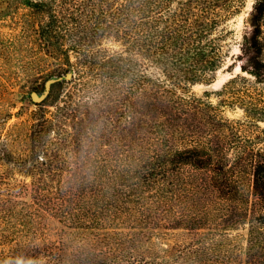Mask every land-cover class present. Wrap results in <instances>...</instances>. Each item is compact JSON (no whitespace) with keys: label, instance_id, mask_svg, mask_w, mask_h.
<instances>
[{"label":"trees","instance_id":"1","mask_svg":"<svg viewBox=\"0 0 264 264\" xmlns=\"http://www.w3.org/2000/svg\"><path fill=\"white\" fill-rule=\"evenodd\" d=\"M245 3L29 2L41 21L23 43L42 76L33 91L59 80L34 103L28 148L7 153L31 180L0 194V264H220L227 253L215 239L231 217L219 203L252 197L264 213V152L245 151L241 122L219 109L238 106L256 123L264 121V101L236 96L238 76L217 91L228 89L230 99L216 105L204 99L210 92L197 96L190 88L211 83L224 65L227 23ZM260 3L242 43L254 57L253 70H242L256 77L264 66ZM112 113L118 140L105 130ZM105 132L110 149L118 143L112 154L101 150ZM101 152L113 165L102 164ZM21 193L29 201L18 206Z\"/></svg>","mask_w":264,"mask_h":264},{"label":"rangeland","instance_id":"2","mask_svg":"<svg viewBox=\"0 0 264 264\" xmlns=\"http://www.w3.org/2000/svg\"><path fill=\"white\" fill-rule=\"evenodd\" d=\"M34 0H0V194H5L16 186L28 185L31 178L19 171V168L8 160L7 153H21L28 148V142H25L28 128L31 124L33 113L37 110L34 102L30 98L33 89L42 85V76L34 75L37 65H33V59L27 56L24 50V42L29 37L37 36L41 21L37 19L29 8V2ZM256 0H246L243 10L230 19L227 23L229 34L225 38V49L227 56L224 65L216 72L213 81L209 84H195L191 86V92L197 96H202L204 92H210L204 99L216 105L221 99H230L228 89L218 95L217 91L222 88L221 85L212 88L219 78L218 74L225 70L233 71L238 67L234 77L239 79L232 84L233 92L246 102L264 101V66L261 68L259 76H254L248 71H252L254 62L253 55L242 51L243 35L251 36L252 26L249 23L251 10ZM260 7H264V0H260ZM259 42L262 50L260 62L264 63V14L259 18ZM106 48L117 50V46L111 43H105ZM245 67L248 71H243ZM230 78V79H232ZM71 79V77L69 78ZM66 79V80H69ZM228 79L227 81H229ZM226 81V82H227ZM225 82V83H226ZM223 83V84H225ZM45 85V84H44ZM218 88V89H215ZM40 95V92H36ZM52 110V108H48ZM222 114L228 119L241 122L245 151L254 153L264 152V121L252 122L246 119L244 112L240 107L223 106L220 108ZM113 118L112 125L105 120V130L114 131L113 137L117 138L119 134L118 114L110 116ZM112 126H114L112 128ZM13 139H16L13 141ZM109 134L104 133L102 138V151H116L118 143L110 149ZM241 147V144H240ZM105 158L104 165H113V160ZM235 151H229V159L232 161ZM116 155V153H115ZM115 158V157H113ZM239 182L248 189L249 177L247 174H238ZM18 206L22 201H29V198L21 193V196L15 198ZM224 213L230 218L222 222L220 228L221 236L215 239V242L221 244L225 250L224 258H220V264H264V213L261 212L255 200L249 197L247 202L240 203L237 200L220 202ZM214 205V203H213ZM243 207L240 216L237 209ZM246 211L248 212L245 216ZM224 232V235H223ZM163 243L171 245V241L160 240Z\"/></svg>","mask_w":264,"mask_h":264},{"label":"water","instance_id":"3","mask_svg":"<svg viewBox=\"0 0 264 264\" xmlns=\"http://www.w3.org/2000/svg\"><path fill=\"white\" fill-rule=\"evenodd\" d=\"M234 74H235V70H233V71H228V70H225V71H223V72H220L219 74H218V76H225V81L223 82V83H225L228 79H230V78H232L233 76H234ZM71 77V74L70 73H68V74H66V76H65V79H69ZM59 79H56V78H51V79H48L46 82H45V85H44V89H43V91H42V93L40 94V95H38L36 92H31V94H30V98H31V100L34 102V103H39V102H41V101H43L46 97H47V95H48V93H49V90H50V86H51V84H53V83H55V82H57ZM223 83L221 84V86L223 85ZM212 88H214L213 87V85H210ZM220 86V87H221ZM220 87H218V88H220ZM218 88H215V89H218Z\"/></svg>","mask_w":264,"mask_h":264},{"label":"bare ground","instance_id":"4","mask_svg":"<svg viewBox=\"0 0 264 264\" xmlns=\"http://www.w3.org/2000/svg\"><path fill=\"white\" fill-rule=\"evenodd\" d=\"M238 70V67L235 69V72ZM225 76H219V78L217 79V81L213 84V87H218L219 85H221L224 81H225Z\"/></svg>","mask_w":264,"mask_h":264}]
</instances>
